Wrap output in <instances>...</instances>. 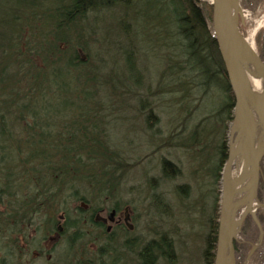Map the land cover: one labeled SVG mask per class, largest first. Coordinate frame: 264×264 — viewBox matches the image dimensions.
<instances>
[{"label":"trees","instance_id":"obj_1","mask_svg":"<svg viewBox=\"0 0 264 264\" xmlns=\"http://www.w3.org/2000/svg\"><path fill=\"white\" fill-rule=\"evenodd\" d=\"M159 14L161 21L155 18ZM210 16V4L202 0H0V40L9 50L15 68L8 72V84L0 87V99L10 109L7 110L8 113L19 108L17 119L21 123L18 125L17 121L8 119V124L0 118V127L1 124L4 125L0 131V143L6 166H9L8 171L11 168L15 170L14 166L19 165L17 173L18 176L22 175L20 179L25 180L24 176L31 178L36 187L82 183L91 193L90 198L99 195L104 199L109 198L108 205L92 207L90 212L99 209L119 210L120 205L117 203L118 199L115 201L114 194L118 185L128 176L126 173L129 167L105 140V128L95 127L91 120V115L94 119L95 115L108 107L92 96L89 102L79 104L88 108L87 113L76 109L70 120L54 127L51 119L42 116L48 115L47 108H50L48 93L54 90L59 92V87L56 83H51L54 80L43 82L35 72L44 68L51 70L54 66L52 76L59 77L69 67L82 71L88 66L91 68L90 80L94 82L96 89L99 85H107L108 93L111 94L108 95L109 98L115 96L112 86L118 84L119 92L131 91L133 94V87L139 85L138 81L142 78L135 61L144 59L147 40L144 31H151L157 37L153 41L148 40L147 47L152 48L157 44L165 48V53L162 55L164 64L154 77V91L149 88L152 78L143 77L148 91L146 95H166L163 99L169 102V106L173 104L170 102H174L186 114L194 116L196 112L197 115H202L187 126L181 125L178 133L173 132V136L180 138L176 141V137H173L172 144H176L189 158L191 169L188 175L196 177L199 173V176H205V173L210 172L217 181L226 156L225 122L231 119L233 95L217 45L211 36ZM107 24L115 26L113 34L122 35L120 41H110L113 58L118 55L127 71L136 72L129 85L119 79L112 82L109 78H103L102 81L96 78L98 65L101 66L105 60L112 58L109 52L111 47H108L105 37H101L98 41L100 52L92 59L88 54L90 44L85 35L94 29L105 28ZM139 30L144 34L143 40L137 37ZM76 47L86 51L85 57L77 55ZM61 85L64 86L63 83ZM209 96L214 98L215 103L206 107ZM74 105L76 107V103ZM149 114L148 111L144 116V126L147 129H151ZM181 121L185 122V119L182 118ZM92 130L93 135L90 133ZM148 135L151 142L158 138L151 131ZM100 138H104L105 142L100 141ZM99 143L102 144L100 150ZM21 150L26 152L23 159H19ZM260 168H263L262 162ZM160 169L166 178L178 172L177 167L166 159L161 160ZM16 180L20 182L19 178ZM207 184L209 183L206 181L203 183ZM176 188L185 191L187 185H178ZM263 190L264 181L259 177L257 199ZM214 191L212 208L217 217L218 190ZM261 215L256 213L262 226ZM248 228L257 233L249 215L244 218L238 234L244 235ZM215 233L214 219L202 252L205 264H212L213 252H209L207 248L211 245L213 248ZM103 234L107 236L105 238H111V234L107 235L105 231ZM125 244L131 248L133 243ZM250 244L247 238L240 241L235 239L234 257L238 259L245 254V249ZM104 248L113 250L108 244ZM138 250L140 264H170L175 261L170 256L171 241L163 234L147 240Z\"/></svg>","mask_w":264,"mask_h":264},{"label":"rangeland","instance_id":"obj_2","mask_svg":"<svg viewBox=\"0 0 264 264\" xmlns=\"http://www.w3.org/2000/svg\"><path fill=\"white\" fill-rule=\"evenodd\" d=\"M202 1L209 3L210 0ZM237 2L243 13V24L239 25V30L264 60V0H237ZM238 5L237 10H239ZM155 18L161 21L162 17L159 14ZM114 29L115 26L107 24L105 28L101 29L100 27V29H94L87 33L85 36L88 37L90 44L88 54L92 59L95 58L98 55L97 53L100 52L99 47H101L98 41L101 40V37H105L108 47H111L109 52L112 58L105 60L101 66L98 65L96 78L101 81L103 78H109L112 82H115V79H119L129 85L135 78L136 72L134 70L127 71L125 64L118 55L113 58V48L110 41L111 39L120 41L122 38L121 33L113 34L112 31ZM106 31L107 34H105ZM144 33L147 34L145 36V39H147L146 43L148 40L150 42L157 37L151 31H144ZM143 36L144 34L142 35L139 30L137 37L141 39ZM146 43L144 59L135 61L136 68L140 71L142 78L138 81L139 85L133 87V94L131 91L129 93L119 92L118 84L112 86L115 96L109 98L108 95L111 94L108 93L109 88L107 85H99L98 89H96L94 82L90 80L92 75L91 68L88 66L83 68L82 71L78 68L69 67L59 77L52 76L54 74V66L51 70L44 68L36 71L38 78L40 76L43 82L54 80L51 83H56L59 87V92L54 90V92L48 93L47 99L50 103V108H47L48 115H43L42 118L51 119L53 126L56 127L63 121L70 120L76 109H81L87 113L88 108L79 104L80 102H89L92 96L96 101H100L108 107L105 111L97 112L98 114L95 115L94 119L91 115V120L95 127L99 129L105 128V140L110 144L111 149L118 152V157H121L124 160V164L129 167L126 173L128 176L116 188L114 199L115 201L118 199L117 203L120 205L117 216L121 219L123 208L126 209L130 216L129 222L133 225L130 230L126 228L115 229L116 236L114 237L113 233L111 238H105V241H103L119 251V260L114 264H139V258L136 255L139 247L147 240L158 238L161 234L166 239H169L172 244V255L170 256L175 261L170 264H205L202 252L206 246L205 239L209 234L210 224H212L214 219L216 220L212 204L214 190H219V178L215 181L210 172L205 173V176H199V173L196 177L195 175H188L191 169L190 160L176 144H172L173 137H176V141L180 138L177 135L173 136V132L178 133L182 128L181 125L187 126L190 122L198 120L202 115H197L196 112H194V116L190 113L186 114V111L177 108L174 102H170L173 104L169 106V102L163 99L166 95H146L148 91L143 82V77L146 79L152 78L149 88L154 91L156 88L154 77L159 74V70L164 64L162 55L165 53V48L157 44L152 48H148ZM76 52L77 55L85 57L86 51L84 52L76 47ZM21 53L23 54V52ZM10 55L6 45L0 40V87H5L8 84L10 80L8 72H12L15 69ZM0 97H2L1 94ZM214 103V98L209 96L206 99L205 106L210 107ZM8 107L11 106L8 105ZM15 109L13 113H8L7 110L10 109H7V105L2 103L0 99V118L6 122L8 119L9 121H17V124L21 125L17 119L19 108ZM148 111L150 112L148 121H151V129H147L144 126V116ZM185 114L186 116H184ZM182 118L185 119V122L181 121ZM227 123L228 121L225 122V124ZM149 130L155 133L156 137L158 136L154 142L150 141ZM93 132L94 130L90 132L91 135H93ZM226 137L227 129L225 130L224 140H226ZM105 140L100 138L102 142H105ZM101 145L99 143V150ZM19 154V159H23L26 152L21 150ZM16 159H18V156ZM162 159H166L172 166H176L178 169L177 174L170 178L164 177L160 169ZM138 160L139 162H137ZM260 162H262L263 168H260L259 177H262L264 181V158ZM17 166L19 165L16 164L14 166L15 170L11 168L10 172L6 169L7 175L2 177V181L6 177L8 186H21L22 188L24 187V192H29L28 187L37 185L32 183L33 179H29L26 176H24L25 180L23 178L21 180L22 175L18 176ZM9 173L10 176H8ZM16 178H19V181L23 183L15 185L17 182ZM205 181L209 183L207 186L203 185ZM178 185H187V189L185 191L182 189L178 190L176 188ZM54 186L58 187L56 192L61 202L65 199L70 203H68V206H77L78 199L81 200L82 198L84 200L82 199L81 201L90 208L109 204V198L104 199L102 195L90 198L91 193L82 183ZM208 187L209 191H207ZM16 193H21V191L19 190ZM258 201L264 202V190L261 192ZM253 206L255 207V204ZM55 207L58 209L59 205L56 203ZM99 210L101 211V216L107 217L106 210ZM254 213H261L262 220H264V209L257 207ZM86 230L87 246L85 251L86 256L92 261L96 247L102 240L95 238L98 230L88 222ZM126 238H130L129 241L133 243L131 248L126 247L125 243H128L125 240ZM246 238L251 244L249 248L245 249V254L238 259L235 258V264H264V233L261 243L258 244L255 243L257 238L255 230L248 228L244 235L238 233L236 235V240L239 241ZM207 250L213 252L214 246L212 248L211 245ZM103 251L109 252L103 256V264H112V250L108 251L104 248ZM158 262H161V260ZM163 264L169 263L163 262Z\"/></svg>","mask_w":264,"mask_h":264},{"label":"water","instance_id":"obj_3","mask_svg":"<svg viewBox=\"0 0 264 264\" xmlns=\"http://www.w3.org/2000/svg\"><path fill=\"white\" fill-rule=\"evenodd\" d=\"M209 4L211 36L233 95L231 119L227 123L226 156L219 173L212 264H235L233 241L244 218L249 215L257 228L256 244L261 242L264 233L254 213L257 207L264 209V202L256 197L260 161L264 158V60L239 30L243 13L238 3L239 10H233L229 0H210ZM249 64L262 81L260 95L251 91L246 80L243 68ZM241 192L243 195L237 197ZM124 211L123 220L130 227L126 209ZM112 215L113 210H110L107 217L96 213L94 218L106 221L111 220Z\"/></svg>","mask_w":264,"mask_h":264},{"label":"flooded vegetation","instance_id":"obj_4","mask_svg":"<svg viewBox=\"0 0 264 264\" xmlns=\"http://www.w3.org/2000/svg\"><path fill=\"white\" fill-rule=\"evenodd\" d=\"M2 127L4 125L1 124L0 131ZM1 139L2 137L0 138L2 143ZM1 143L0 264H103L104 254L109 253L103 251L105 245L103 241L107 237L103 231L111 236L114 233L115 237L117 228L132 229L128 212L127 223L131 225L130 227L123 220L124 208L121 219L117 216L119 210L110 209L113 210L111 220H95V214H100V210L90 212V207L85 203L82 206L83 202L80 199L77 206H68L69 202L65 199L61 202L58 197L56 192L58 187L30 186L29 192H24V187L8 186L6 177L2 181V177L7 175V167ZM22 183L17 181L15 185ZM19 190L21 193H16ZM56 203L59 205L58 209L55 207ZM87 222L98 230L95 238L102 240L96 247L92 261L86 256L85 251ZM125 240L131 243L130 238ZM112 252L114 264L119 260V251L115 248ZM138 252L140 251L138 250L136 255L139 258Z\"/></svg>","mask_w":264,"mask_h":264},{"label":"bare ground","instance_id":"obj_5","mask_svg":"<svg viewBox=\"0 0 264 264\" xmlns=\"http://www.w3.org/2000/svg\"><path fill=\"white\" fill-rule=\"evenodd\" d=\"M229 3H230L231 8L233 10L237 9V3H238L237 0H229ZM243 71L245 73V77H246V80L248 82V85H249V88L251 89V91H253L257 95L262 94L263 93L262 81H261L260 77L258 76L255 68L249 64L243 68ZM242 195H243V193L241 192L240 194L237 195V197L242 196ZM240 210L241 209H239L235 213V217L239 215Z\"/></svg>","mask_w":264,"mask_h":264}]
</instances>
